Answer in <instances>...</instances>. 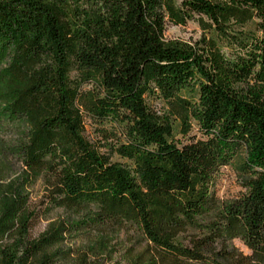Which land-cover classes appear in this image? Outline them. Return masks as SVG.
<instances>
[{"label": "trees", "instance_id": "1", "mask_svg": "<svg viewBox=\"0 0 264 264\" xmlns=\"http://www.w3.org/2000/svg\"><path fill=\"white\" fill-rule=\"evenodd\" d=\"M102 262L264 264V0H0V264Z\"/></svg>", "mask_w": 264, "mask_h": 264}, {"label": "rangeland", "instance_id": "2", "mask_svg": "<svg viewBox=\"0 0 264 264\" xmlns=\"http://www.w3.org/2000/svg\"><path fill=\"white\" fill-rule=\"evenodd\" d=\"M181 0H175L176 4H180ZM165 31L164 37L165 39L170 40L171 38H178L182 40H195L198 39L201 35V30L197 23L194 20L186 21L185 25H175L171 22H166L165 24ZM88 87V86H84ZM148 103L153 107L160 108L162 103L159 99L148 98ZM86 123V132L90 137H93V125L89 123V120L85 118ZM179 123L178 120L174 119L173 122V132L175 136L181 137L178 133ZM195 128L190 132L194 133ZM114 160L123 161L117 155L113 157ZM237 159L235 162L230 163L229 165H225L221 167L214 184V193L220 199L222 198H231L237 195L238 191L240 190V186L238 181L236 180L235 176V167L237 163ZM30 196H29V203L30 208L36 211L35 220L32 222L30 227L29 233L32 237H36L40 231H42L47 223L55 218L57 215L63 214L61 209H52V211L45 212L43 208L45 206V202L43 201V185L40 180H37L35 184L30 186ZM121 238H125V234L120 235ZM127 239V237H126ZM85 242V240H77L73 247L80 246ZM235 246L238 247L243 252H247L246 247L243 245L242 242L238 240H233ZM128 242H125L124 245H128ZM100 264H114L110 262H102Z\"/></svg>", "mask_w": 264, "mask_h": 264}]
</instances>
